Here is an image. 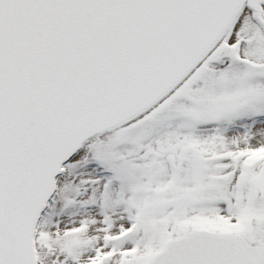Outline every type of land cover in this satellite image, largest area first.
I'll return each mask as SVG.
<instances>
[{
    "label": "snow or ice",
    "instance_id": "snow-or-ice-1",
    "mask_svg": "<svg viewBox=\"0 0 264 264\" xmlns=\"http://www.w3.org/2000/svg\"><path fill=\"white\" fill-rule=\"evenodd\" d=\"M0 264H264V0H0Z\"/></svg>",
    "mask_w": 264,
    "mask_h": 264
}]
</instances>
